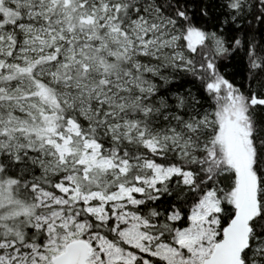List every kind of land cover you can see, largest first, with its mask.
<instances>
[{
    "label": "snow or ice",
    "instance_id": "1",
    "mask_svg": "<svg viewBox=\"0 0 264 264\" xmlns=\"http://www.w3.org/2000/svg\"><path fill=\"white\" fill-rule=\"evenodd\" d=\"M0 264H264V0H0Z\"/></svg>",
    "mask_w": 264,
    "mask_h": 264
}]
</instances>
